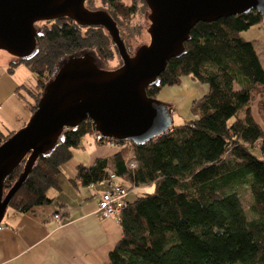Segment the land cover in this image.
Wrapping results in <instances>:
<instances>
[{
	"label": "trees",
	"instance_id": "1",
	"mask_svg": "<svg viewBox=\"0 0 264 264\" xmlns=\"http://www.w3.org/2000/svg\"><path fill=\"white\" fill-rule=\"evenodd\" d=\"M99 1L115 22L134 13L120 0ZM262 20L251 9L196 22L183 51L169 58L145 88L154 98L183 77L203 85L205 92L190 101V117L141 143L109 138L113 154L75 166L74 184L101 182L113 172L129 186H151L125 199L117 216L121 235L106 264H264V63L257 42L239 35ZM40 22L35 53L18 59L33 79L31 88L18 93L30 114L60 60L82 50L103 62L117 54L100 26H80L64 17ZM13 132L0 129V143ZM94 132L89 119L63 129L56 144L36 157L7 207L26 212L54 202L49 191L58 188L62 165L81 139ZM250 147H258L260 158ZM27 155L3 180V194ZM242 188L251 195L249 218L238 194Z\"/></svg>",
	"mask_w": 264,
	"mask_h": 264
},
{
	"label": "water",
	"instance_id": "2",
	"mask_svg": "<svg viewBox=\"0 0 264 264\" xmlns=\"http://www.w3.org/2000/svg\"><path fill=\"white\" fill-rule=\"evenodd\" d=\"M148 14L149 41L129 53L116 23L104 9H90L85 0H0V49L16 59L36 51L39 21L69 18L80 26L106 31L121 64L97 65L91 51L62 60L45 83L36 108L23 126L0 143V221L8 202L39 154L49 151L65 128L89 119L97 137L141 143L170 129L168 106L145 93L169 58L183 51L189 29L198 21L258 11L264 20V0H143ZM21 173L2 193L5 177L26 155Z\"/></svg>",
	"mask_w": 264,
	"mask_h": 264
},
{
	"label": "crops",
	"instance_id": "3",
	"mask_svg": "<svg viewBox=\"0 0 264 264\" xmlns=\"http://www.w3.org/2000/svg\"><path fill=\"white\" fill-rule=\"evenodd\" d=\"M258 24L264 27L263 20ZM254 46L255 49L258 46L259 51H256L263 64L264 45L257 43ZM7 55L6 52H0V129L5 132L17 130L29 118L30 111L18 93L33 86L32 76L26 66ZM11 63L13 67L8 71ZM16 72L23 75L22 79L16 78ZM26 75L32 80L30 86L24 81L27 80ZM180 83L187 87L183 94L180 86H173L162 88L158 98L162 102H169L175 111L179 104L176 105L171 97H184L182 105L189 116L190 101L200 96L197 95L201 94L199 92L204 93L205 87L186 77ZM187 93L189 97H185ZM19 102L24 105L21 106ZM3 107L4 110H1ZM114 152V147L105 144L104 140L98 141L95 133L84 136L80 144L71 150L68 164L62 165L57 180L58 188L49 191L54 202L35 206L26 212L7 207L0 221V264H106L108 252L121 235L118 221L103 216L97 209L98 197L107 187L103 181L81 185L78 181L72 183L70 179L75 175L76 165L88 166L93 159L107 157ZM114 181L123 186L127 184L118 178ZM126 187L125 198L130 201L136 195V189L143 185ZM147 187L151 188L150 185ZM54 213H58L59 220L53 218Z\"/></svg>",
	"mask_w": 264,
	"mask_h": 264
},
{
	"label": "rangeland",
	"instance_id": "4",
	"mask_svg": "<svg viewBox=\"0 0 264 264\" xmlns=\"http://www.w3.org/2000/svg\"><path fill=\"white\" fill-rule=\"evenodd\" d=\"M120 2H122L125 6H130L134 9V13L132 14V16H129V18L127 20L126 19L125 20L123 19L120 21L116 20V22H115L116 27L118 29V33H119L121 39L123 40V43L126 46L128 52L131 54L139 45L146 44L149 41V35L147 33V30H146L148 25H149V20L147 18V14L149 11H148L145 3L143 2V0H120ZM85 5H86V7L90 8V9H105L104 8L105 6L102 5L99 0H87L85 2ZM41 24H42V22H40V21L37 22L35 24L36 29L39 28ZM258 27H260L261 29ZM263 28L264 27L262 25H259V24L253 25V26L247 28L246 30L241 31L239 33V35L246 40L254 39L260 45H264V29ZM242 35H244V37ZM256 47H257L256 50L259 51L258 46H256ZM0 52L5 53V51H3L1 49H0ZM7 56H9V55H7ZM96 63L101 68L114 69L121 64V60H120L118 54H113L112 58L106 62H103V61L96 58ZM15 76L17 79L20 80V79H22L23 75L21 76L20 73L16 72ZM26 77H27V80H24V81L28 86L32 80L29 79L28 75H26ZM28 80H30V81H28ZM179 86L181 88L180 90H181L182 94L184 91H187L186 85L182 86V84L180 83L179 85H177V87L179 88ZM164 88H167V87H164ZM199 93L202 94L203 92H199ZM160 94H161V92H159L154 98L159 100L158 95H160ZM182 94H181V96H182ZM201 94H197V95H201ZM187 96L189 97L188 93H187V95H185V97H187ZM183 98L180 99L179 96L178 97H171V99L175 102L176 105L179 104V106H177L175 111L171 108V104L169 102H164L168 106V109L170 110L171 122L173 124L181 123L185 118L187 119L190 117V114H188L189 116L186 115L185 110H184L185 107L182 105L181 100H183ZM194 99H196V98H194ZM19 104H21V106L24 105L22 102L21 103L19 102ZM2 106H3V102H2ZM4 106H6V105H4ZM4 108L5 107H3L1 110H4ZM13 117H14V115H13ZM109 141L110 140H107L104 142H105V144L110 146V144L107 143ZM249 151L255 157L260 158L258 147H250ZM69 161L70 160L66 161L64 166L67 165ZM125 185L129 186L127 184H125ZM125 185H124V187L127 188ZM150 189H151L150 187L148 188L147 186L144 185L142 188L140 187V189H138V190L136 189L135 194H139V193L144 192V191H149ZM238 194H239L241 205L244 209L246 217L247 218L251 217L252 215L248 210V205L251 202V195H250L248 189H246V188L238 189ZM236 264H238V263H236Z\"/></svg>",
	"mask_w": 264,
	"mask_h": 264
},
{
	"label": "built area",
	"instance_id": "5",
	"mask_svg": "<svg viewBox=\"0 0 264 264\" xmlns=\"http://www.w3.org/2000/svg\"><path fill=\"white\" fill-rule=\"evenodd\" d=\"M107 139L109 140V138ZM107 143L115 148V144L111 140ZM132 165L133 164L130 163V166ZM115 178L116 176L113 172H108L107 178L103 181L107 190L103 191L99 195L97 200V209L103 216L113 217L117 220L120 210L125 205L127 189L123 185L115 183ZM52 216L55 220H59L58 213H55Z\"/></svg>",
	"mask_w": 264,
	"mask_h": 264
},
{
	"label": "bare ground",
	"instance_id": "6",
	"mask_svg": "<svg viewBox=\"0 0 264 264\" xmlns=\"http://www.w3.org/2000/svg\"><path fill=\"white\" fill-rule=\"evenodd\" d=\"M116 149H118V147ZM115 183H116V181H115Z\"/></svg>",
	"mask_w": 264,
	"mask_h": 264
},
{
	"label": "flooded vegetation",
	"instance_id": "7",
	"mask_svg": "<svg viewBox=\"0 0 264 264\" xmlns=\"http://www.w3.org/2000/svg\"><path fill=\"white\" fill-rule=\"evenodd\" d=\"M88 8V7H87ZM65 18V17H64Z\"/></svg>",
	"mask_w": 264,
	"mask_h": 264
}]
</instances>
